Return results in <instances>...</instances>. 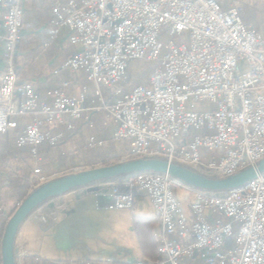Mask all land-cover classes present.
I'll use <instances>...</instances> for the list:
<instances>
[{
  "label": "built area",
  "instance_id": "obj_1",
  "mask_svg": "<svg viewBox=\"0 0 264 264\" xmlns=\"http://www.w3.org/2000/svg\"><path fill=\"white\" fill-rule=\"evenodd\" d=\"M22 2L0 0L6 63L0 133L17 127L15 117L29 116L16 145L29 147L35 161L38 145H55L91 113L102 115V126L110 121L115 138L128 143L124 159L163 155L224 176L264 156V32L243 22L236 1L226 9L215 0L54 1L43 47L65 29L80 50L63 67L82 71L88 85L73 93L70 82L62 81L43 96L18 83ZM183 32L188 44L161 39ZM134 60L154 63L152 72L144 83L124 89ZM200 102L207 104L195 108ZM86 143L95 148L105 142L90 135ZM46 179L38 175L39 183ZM106 185L118 209L135 207L119 186L146 194L160 224L158 259L130 264H181L197 252L204 264H264V175L228 192L187 187L186 211L173 193L182 184L167 173H140Z\"/></svg>",
  "mask_w": 264,
  "mask_h": 264
},
{
  "label": "crops",
  "instance_id": "obj_2",
  "mask_svg": "<svg viewBox=\"0 0 264 264\" xmlns=\"http://www.w3.org/2000/svg\"><path fill=\"white\" fill-rule=\"evenodd\" d=\"M53 1L57 0H23L22 2L23 16H25L26 21L21 28V38L17 46L18 51L16 50L18 63L16 67L20 72L18 83L26 82L31 84L34 91L40 96H43L49 89L60 86L62 81L70 82L68 90L73 93L88 85L82 71L70 72L63 67L64 61L80 50L79 45L70 43L65 29H60L58 37L50 42L47 47H44L45 49H41L40 42L45 35L40 37L38 34L45 30L49 37L50 3ZM3 34L4 30L0 23V75L6 66L3 56ZM25 63L26 66H24ZM102 119L103 117L99 121V134L87 133L85 135V143L90 135H95L104 140L101 132L105 130L103 127L109 128L110 124L102 126ZM15 120L17 121L15 129L21 130L31 118L29 116H18L15 117ZM83 125L84 123L78 127ZM88 126L92 127L93 125L90 123ZM15 129L7 132L9 134L8 137H4L0 133V264H2L1 237L3 229L11 211L18 204L22 189L25 186L34 187L35 184H38V175L47 178L54 175L62 167L61 165H39L46 160L45 154L43 152L39 153L40 147L47 146L43 145L45 143L37 147L38 161H35L32 157L29 147H15L17 145H14V140L11 138V134ZM111 133L114 134V130ZM75 140L76 137L74 135L70 143L76 144L77 140ZM53 152L50 151L48 153L52 156ZM127 152L128 145L125 155ZM80 166L82 168H90L87 165ZM36 168L39 169L38 173H35ZM129 194L132 195L135 204V207L130 209V211L134 209L144 211L146 208L141 202H136V198L146 197L152 213L151 215L141 216L155 217L152 205L146 194L137 191ZM56 200V202L47 203L40 207L25 221L29 222L30 225L22 231L24 224L20 228L16 238V243L20 250L18 264H22L24 257L31 255L45 260L61 261L64 264H94V262L98 261L130 264L143 259L131 225V214L133 213H130L129 216L127 211H121L120 215L110 217L109 208L115 207H113V196L109 185H101L98 190L91 192L80 190L67 193ZM125 217L129 224L127 234L129 230V234L131 232L135 238L133 244L135 249L133 251L127 248L119 249L118 258H99L102 251L105 250L107 252L110 246H113L110 237L123 239V234L118 230H122L123 233L126 232V226H124L126 225ZM92 225H94L95 229H91ZM35 230L40 232V244L37 247L32 245ZM159 231L160 224L157 220L153 228L156 245ZM181 264L204 263L201 260L200 253L197 252L192 258L182 259Z\"/></svg>",
  "mask_w": 264,
  "mask_h": 264
},
{
  "label": "water",
  "instance_id": "obj_3",
  "mask_svg": "<svg viewBox=\"0 0 264 264\" xmlns=\"http://www.w3.org/2000/svg\"><path fill=\"white\" fill-rule=\"evenodd\" d=\"M146 172L167 173L190 189L228 192L247 185L259 175H264V156L255 164L246 165L224 176L205 172L163 155H148L122 159L45 180L32 187L8 217L1 237L2 264H18V232L24 222L43 205L67 193L95 191L103 184L122 181Z\"/></svg>",
  "mask_w": 264,
  "mask_h": 264
},
{
  "label": "trees",
  "instance_id": "obj_4",
  "mask_svg": "<svg viewBox=\"0 0 264 264\" xmlns=\"http://www.w3.org/2000/svg\"><path fill=\"white\" fill-rule=\"evenodd\" d=\"M260 5V6H259ZM264 14V0L262 3L258 4L255 0H247L243 4V13H242V20L245 24L251 25L255 27L258 30H261V27L264 26L263 24L260 23L258 14ZM51 18V17H50ZM26 21L25 16H23V21H22V26L24 25ZM21 26V28H22ZM45 35V36H44ZM38 36H44L42 38V41L40 42L41 44V49H45L43 47V43L48 39L47 34L45 33V30H42ZM18 51V49H17ZM17 56V55H16ZM15 56V61H16V66H17V59ZM26 66V63L24 64ZM149 70L146 72L141 73V75L134 76L132 74H129V79L127 82V87L125 86L124 89L129 88L130 86H134L137 84H141L147 79L149 75ZM20 72L17 70V77H19ZM104 95L106 97L111 96V91L108 88H103ZM102 115L101 114H94L91 113L89 115V121L84 123L83 126L77 127V129L74 132L67 133L62 140H60L58 143L55 145H48V144H43L47 146L40 147L39 153H44L45 158H49V153L50 151H54L53 153L56 152V158L58 159L59 163L61 166L65 169H68L71 167L70 162L69 165L67 164L68 162L65 161L66 158L68 157V160L70 158V154L72 153L71 150H64L63 148L65 147V144H68L72 142V139L75 135L76 137V144H81L82 140L85 139V135L87 133L90 134H99L100 132V125L99 121L101 120ZM93 125L92 127L88 125ZM20 129H15V131L11 134V138L14 140V145H16V139L18 134L20 133ZM101 136L105 140V146L103 147H98V148H88L87 146L86 149L87 151L83 150V145L80 147H77V149L83 150V155H81V165H87L88 167H96L99 165H105L111 162H115L121 159V157L125 156V152L127 151V146L125 145L124 147H116L114 146L112 142V133L111 131L107 128L104 131L101 132ZM4 137H8L9 134L6 133H1ZM108 144V145H107ZM128 145V143H127ZM17 147V146H15ZM21 148V147H18ZM76 149V150H77ZM64 161V162H63ZM63 164V165H62ZM37 185V184H35ZM34 185V186H35ZM33 186H25L19 196L18 203L24 198V196L32 189ZM118 190L123 193H132L134 190L129 189L124 186H119ZM16 206H14L13 210L15 209ZM11 211V213L13 212ZM10 213V214H11ZM157 223V218L156 217H144L141 215L137 214H131V225L133 232L135 234L136 242L139 247V250L141 252V255L144 259H150V260H156L158 259L157 256V245H156V239L153 235V228L155 224ZM22 264H64L61 261H55V260H45L42 259L38 256H28L24 257L22 259ZM94 264H121V263H111V262H94ZM125 264V263H123ZM127 264V263H126Z\"/></svg>",
  "mask_w": 264,
  "mask_h": 264
},
{
  "label": "rangeland",
  "instance_id": "obj_5",
  "mask_svg": "<svg viewBox=\"0 0 264 264\" xmlns=\"http://www.w3.org/2000/svg\"><path fill=\"white\" fill-rule=\"evenodd\" d=\"M215 1L222 8H225V9L229 7L230 3L235 2V1L237 2V5L240 6L241 9H243V4L245 2H247V0H215ZM255 1L258 4H260V3H262L263 0H255ZM258 18H259L260 23L264 25V14L261 15L259 13L258 14ZM261 30L264 32V26L261 27ZM161 39L163 41H165V42L168 41L169 39H172L175 44H188V42H189L188 41V33L187 32H183L181 35H174V36H171V37L168 36V35H164ZM153 65H154V63H152V62H148V61H144V60H134V61H131L129 63L128 73L132 74L134 76H138V75H141V73L146 72V71L149 70L150 71L149 75H150L151 72H152V69H153ZM238 67L243 72L245 70V68H246V64L243 61L240 60L238 62ZM145 81H146V79H145ZM131 87L132 86H130L129 88H131ZM206 104H207L206 102L194 103V107L198 108V109H202V108H204V106ZM109 124L111 126L109 125L108 129L112 132L114 130L113 124L110 121H109ZM103 128L107 129V127H103ZM111 143L114 146L121 147V148L124 147L125 145L127 146V143L125 141L118 140L117 138H115L114 134H112V142ZM70 144L69 143L65 144V147L63 149L72 151V153H69L71 155L70 156L71 159L68 160V157H65L66 158L65 161L68 162L67 163L68 165H69V162H70L71 167H69L68 169H65V168L61 167L59 169V171L54 173V175H51L50 177L48 176L46 180L51 179V178H55V177H58V176H61L63 174H67V173H70V172H75V171L87 169V168H82V166H80L82 164L81 155H83L84 151H87V149L85 147L86 144H87V143H85V139L82 140L81 144H77V146H75V143H72L71 146H70ZM82 145H83V150L84 151L81 150V149H77V147H80ZM103 146H105V144ZM95 148H98V147H95ZM202 152H204L205 154H212L211 152H206L204 150H202ZM56 155H57L56 152L53 153V155L50 156V158H48V159L46 158V160H44L39 165H58V166L61 165L59 163L58 159L56 158ZM122 159H124V156L121 157L120 160H122ZM33 165H35V164H33ZM173 193H174L175 197L180 201L182 210L186 211L188 209V204L187 203L190 200V193L188 191V188L183 186V185L180 186V187H175L174 186L173 187ZM136 199H137L136 202H138V203L141 202L144 205V208H146L144 211H139V209H134V210L130 211V209L109 208L110 217H114L115 215H120L121 211H127L129 216H130V213L138 214V215H149V214L151 215L152 211L150 209V206H149L147 198L146 197H142V198L137 197ZM55 200L56 199H54L53 201H50L49 203L56 202L57 200L56 201ZM124 220L126 222L125 223L126 225H124V226H126V232L123 233L122 230H118L121 234H123V237H122L123 239H118L116 237H110L111 238L110 240L112 242L111 244L113 246H110V248L107 250V252H105V250L102 251V254L100 255L99 258L114 259V258H118V256H119L118 255L119 251H120L119 249L123 250V248H127V249H131L132 251H133V249H135V248H133V244L135 242L134 235L131 232L129 234V230H128V234H127V229H129V224L127 223V218L126 217H125ZM106 223L110 224L108 222H106ZM29 225H30L29 222H25L24 225H23V228L21 229V231L25 227H28ZM92 228L95 229L94 225L91 226V229ZM39 244H40V232L38 230H35V236H34V238L32 240V245L37 247V246H39ZM104 249H107V248H104Z\"/></svg>",
  "mask_w": 264,
  "mask_h": 264
},
{
  "label": "bare ground",
  "instance_id": "obj_6",
  "mask_svg": "<svg viewBox=\"0 0 264 264\" xmlns=\"http://www.w3.org/2000/svg\"><path fill=\"white\" fill-rule=\"evenodd\" d=\"M51 211V210H50Z\"/></svg>",
  "mask_w": 264,
  "mask_h": 264
}]
</instances>
